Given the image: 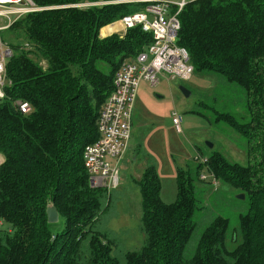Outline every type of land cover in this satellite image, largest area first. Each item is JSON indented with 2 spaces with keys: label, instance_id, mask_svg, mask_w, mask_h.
Segmentation results:
<instances>
[{
  "label": "trees",
  "instance_id": "16d2710c",
  "mask_svg": "<svg viewBox=\"0 0 264 264\" xmlns=\"http://www.w3.org/2000/svg\"><path fill=\"white\" fill-rule=\"evenodd\" d=\"M33 1L44 9L8 28L13 54L7 63L11 83L0 101V264H120L114 239L94 229L115 188L91 185L84 150L99 139L100 113L116 73L153 42L139 25L105 37L101 31L109 34L110 24L146 4ZM104 1L111 3L77 5ZM179 18L177 43L188 50L194 72L218 74L246 92V116L216 110L215 122L240 134L249 154H259L243 164L208 147L207 162L200 161L195 174L178 168L171 203L161 196L156 165L147 164L135 180L145 243L125 253V264H264V0H196ZM18 99L32 104L30 114L14 107ZM204 167L244 194L248 209L230 240L229 219L214 217L186 257L202 208L197 185H212L201 179ZM49 204L65 222L59 232L48 222Z\"/></svg>",
  "mask_w": 264,
  "mask_h": 264
},
{
  "label": "rangeland",
  "instance_id": "374dc122",
  "mask_svg": "<svg viewBox=\"0 0 264 264\" xmlns=\"http://www.w3.org/2000/svg\"><path fill=\"white\" fill-rule=\"evenodd\" d=\"M7 22L0 20L1 25ZM108 26V25H107ZM106 27V26H105ZM119 28L120 25L115 26ZM113 28L110 26L111 33ZM118 33L125 31L120 29ZM5 42L10 41L9 29L2 31ZM46 67V62H42ZM181 87L191 94L184 95ZM209 107H203V104ZM248 98L243 88L228 82L224 77L211 73L194 72L188 80L172 79L160 73L159 82L152 85L143 80L137 90L133 107V133L129 149L119 163V183L111 192L110 206L94 225L114 239L113 254L120 264H125V253L139 250L145 243V228L142 223V198L135 182L140 178L146 164L154 163L161 179V196L167 203L174 202L178 195L177 170L194 167L210 149L224 153L230 160L248 163L259 153L248 152L249 146L240 134L224 123L215 122L214 111L232 112L237 116L247 115ZM174 113L182 117L181 129L173 122ZM207 142H212L208 148ZM199 158V160L197 159ZM203 168V172H206ZM202 208L195 214V233L185 255L191 257L202 231L214 217L221 215L230 221L229 240L239 226V216L248 209V202L233 187L219 183L197 185ZM63 219L52 224V230L61 231Z\"/></svg>",
  "mask_w": 264,
  "mask_h": 264
},
{
  "label": "built area",
  "instance_id": "2783aa9c",
  "mask_svg": "<svg viewBox=\"0 0 264 264\" xmlns=\"http://www.w3.org/2000/svg\"><path fill=\"white\" fill-rule=\"evenodd\" d=\"M196 0H115L119 2H142L144 10L124 16L119 24L121 28L109 33H118L141 26L153 35V42L146 51L139 53L133 61L126 62L116 73L114 89L104 103L99 121V139L86 146L84 150L85 167L93 187L113 189L119 183V163L127 153L133 133V107L137 90L143 80L152 85L159 82V74L164 73L172 79L188 80L194 74L190 55L186 48L178 45L181 28L180 14L184 7ZM110 1L77 4L78 6L102 5ZM76 6V5H73ZM33 0H0V101L6 96L5 87L11 81L7 75V63L12 49L2 37V31L8 29L17 19L30 12L39 11ZM14 107L24 115L30 114L33 106L28 101L15 100ZM173 122L181 129L182 117L174 113ZM199 160V158H197ZM207 157L202 162H207ZM4 161L0 153V166ZM202 180H211L216 188L219 182L213 174L202 172ZM54 238V236H53Z\"/></svg>",
  "mask_w": 264,
  "mask_h": 264
},
{
  "label": "water",
  "instance_id": "95a60500",
  "mask_svg": "<svg viewBox=\"0 0 264 264\" xmlns=\"http://www.w3.org/2000/svg\"><path fill=\"white\" fill-rule=\"evenodd\" d=\"M181 90L184 93V95H186V96H189L191 94V92L188 89H186L185 87H181ZM213 145L214 144L212 142H207V146L209 148H212ZM240 197L244 198L245 196H244V194H241ZM46 212H47V217H48V222L49 223L54 224V223L59 222L60 215H59V211H58V209L56 208L55 205L49 204L47 206Z\"/></svg>",
  "mask_w": 264,
  "mask_h": 264
},
{
  "label": "bare ground",
  "instance_id": "6f19581e",
  "mask_svg": "<svg viewBox=\"0 0 264 264\" xmlns=\"http://www.w3.org/2000/svg\"><path fill=\"white\" fill-rule=\"evenodd\" d=\"M118 25H119L118 23H117V24H114V25H111V28H113V31L116 30V29H119V28H116V27H115V26L118 27Z\"/></svg>",
  "mask_w": 264,
  "mask_h": 264
},
{
  "label": "crops",
  "instance_id": "0c3cea01",
  "mask_svg": "<svg viewBox=\"0 0 264 264\" xmlns=\"http://www.w3.org/2000/svg\"><path fill=\"white\" fill-rule=\"evenodd\" d=\"M101 36H102V37H105V36H108V34L103 35V34H102V31H101ZM146 166H147V164H146ZM144 169H145V168H144ZM143 171H144V170H143ZM140 176H141V175H140ZM140 176H139V177H140Z\"/></svg>",
  "mask_w": 264,
  "mask_h": 264
}]
</instances>
